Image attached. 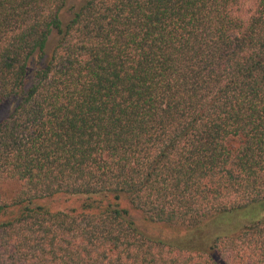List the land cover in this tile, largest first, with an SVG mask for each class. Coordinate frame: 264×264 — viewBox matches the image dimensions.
<instances>
[{
  "label": "trees",
  "instance_id": "1",
  "mask_svg": "<svg viewBox=\"0 0 264 264\" xmlns=\"http://www.w3.org/2000/svg\"><path fill=\"white\" fill-rule=\"evenodd\" d=\"M69 3L0 0V264H264V0Z\"/></svg>",
  "mask_w": 264,
  "mask_h": 264
},
{
  "label": "rangeland",
  "instance_id": "2",
  "mask_svg": "<svg viewBox=\"0 0 264 264\" xmlns=\"http://www.w3.org/2000/svg\"><path fill=\"white\" fill-rule=\"evenodd\" d=\"M85 1L86 0H70L69 7L62 14L65 23L71 17L70 7L80 6ZM57 40L58 36L56 34L50 38L48 44L49 50L55 45ZM7 110L8 106H3L0 109V120L6 116ZM21 189L22 181L18 179L4 178L0 180V197L6 201H10L16 197L20 193ZM83 201V196L58 195L55 197L39 199L35 201V205H42L53 211H70L73 209H80ZM121 207L129 211L130 219L133 220L138 229L147 236L155 239L187 240L185 235L182 233V227L176 228L174 226L171 227L168 225L153 223L149 220L147 215L135 210L126 199L121 201ZM176 229L180 232L178 233V231H175Z\"/></svg>",
  "mask_w": 264,
  "mask_h": 264
}]
</instances>
